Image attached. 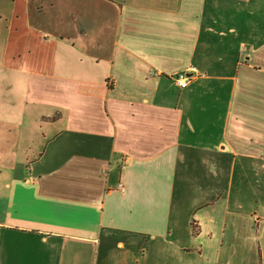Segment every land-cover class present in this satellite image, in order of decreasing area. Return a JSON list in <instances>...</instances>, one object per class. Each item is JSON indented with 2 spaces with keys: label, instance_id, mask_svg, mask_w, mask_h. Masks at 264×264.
<instances>
[{
  "label": "crops",
  "instance_id": "crops-1",
  "mask_svg": "<svg viewBox=\"0 0 264 264\" xmlns=\"http://www.w3.org/2000/svg\"><path fill=\"white\" fill-rule=\"evenodd\" d=\"M0 264H264V0H0Z\"/></svg>",
  "mask_w": 264,
  "mask_h": 264
},
{
  "label": "built area",
  "instance_id": "built-area-1",
  "mask_svg": "<svg viewBox=\"0 0 264 264\" xmlns=\"http://www.w3.org/2000/svg\"><path fill=\"white\" fill-rule=\"evenodd\" d=\"M192 77H193V74H188L186 72H180L176 74L175 76H173V79L179 88H185L189 84Z\"/></svg>",
  "mask_w": 264,
  "mask_h": 264
}]
</instances>
